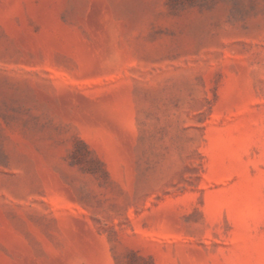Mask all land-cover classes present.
I'll list each match as a JSON object with an SVG mask.
<instances>
[{
    "label": "rangeland",
    "instance_id": "obj_1",
    "mask_svg": "<svg viewBox=\"0 0 264 264\" xmlns=\"http://www.w3.org/2000/svg\"><path fill=\"white\" fill-rule=\"evenodd\" d=\"M0 264H264V0H0Z\"/></svg>",
    "mask_w": 264,
    "mask_h": 264
}]
</instances>
